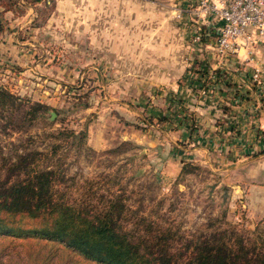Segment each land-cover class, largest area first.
Segmentation results:
<instances>
[{"label": "rangeland", "instance_id": "1", "mask_svg": "<svg viewBox=\"0 0 264 264\" xmlns=\"http://www.w3.org/2000/svg\"><path fill=\"white\" fill-rule=\"evenodd\" d=\"M194 5V0H43L36 4L15 0L12 14H4L5 28L0 32V84L24 100L20 114L32 113L34 102L49 108L21 121L26 128L20 131L0 130V147L6 153L14 146L47 153L41 164L57 171L56 187L66 198L98 209L111 195L123 196L131 210L123 225L138 235L149 227L152 233L170 229L173 252L184 251L188 239L216 228L239 234L248 246L258 247L264 241V131L258 128V143L243 149L239 158L225 151L227 146L211 151L205 161L201 155L193 157L197 154L182 142L172 144L179 134L168 122L171 112L159 116L153 110L164 107L162 99L169 91L184 85L204 88L191 76L204 63L209 65L213 53L233 57L220 55L216 48H210L212 55L200 49L209 35L193 41L198 19L190 12ZM30 7L34 14L22 20L19 40L9 42L7 25L19 23ZM169 18L170 30L163 22ZM163 36L176 46H152L153 39ZM16 52H25L28 58L21 62ZM174 65L173 85L169 87L161 76L154 79L174 70ZM217 69L228 76L225 69ZM251 82L260 83L263 95L257 103L264 108V79ZM235 93L221 98L227 103L226 115L233 116ZM173 100L180 110L183 102ZM160 117L168 121H159ZM193 122L196 127L197 121ZM67 130L83 132V139L65 137ZM230 130L238 133L236 126ZM99 139L108 142L99 146ZM56 144L61 146L51 153ZM171 155L180 160L166 171ZM184 162L191 172H181ZM177 168L179 173L172 174ZM23 243L0 236L3 260L27 264Z\"/></svg>", "mask_w": 264, "mask_h": 264}, {"label": "trees", "instance_id": "2", "mask_svg": "<svg viewBox=\"0 0 264 264\" xmlns=\"http://www.w3.org/2000/svg\"><path fill=\"white\" fill-rule=\"evenodd\" d=\"M27 1L36 4L43 0ZM0 2H4L0 4L2 32L6 22L4 14L13 10L15 0ZM195 73L204 78L201 83L197 80L200 87L230 86L229 77L220 69L209 74L203 66ZM22 102L18 95L0 84L1 131H20L26 128L21 121H30L35 117L33 112L49 108L34 102L30 105L32 113L20 114ZM174 102L177 106L178 102ZM28 114L32 115L26 119ZM158 120L167 121V118ZM188 127L196 128L193 117ZM83 136V132L67 130L65 137L82 140ZM60 146H52L51 153H56ZM47 155L37 149L17 146L6 153L0 147V236L23 240L28 249L27 264H264V241L258 247H250L241 235L233 236L218 228L188 239L182 252L172 251L170 229L152 233L149 227L150 232L134 233L122 222L131 211L123 196L111 195L98 209L64 197L56 187L57 171L41 164ZM189 166L184 162L181 172H191ZM0 264L15 263L4 261L0 255Z\"/></svg>", "mask_w": 264, "mask_h": 264}, {"label": "crops", "instance_id": "3", "mask_svg": "<svg viewBox=\"0 0 264 264\" xmlns=\"http://www.w3.org/2000/svg\"><path fill=\"white\" fill-rule=\"evenodd\" d=\"M194 2H197V0H194ZM6 14H12V12L8 11ZM33 14L34 9L30 7L27 9L24 17L21 16L22 19L18 20L19 23H17L16 25H7V27H10V29L8 30L7 28L5 29V31H8L9 33L7 35L9 42H17V40H19L18 33L24 28V26L21 25L23 24L22 20H24L25 17L29 18ZM195 21L200 23V25L202 26V36L209 35V38H203L202 42L199 44V48L206 49L205 51L209 52L212 55V51L210 50V48H215L216 30L220 23L211 15L199 17ZM163 22L166 24L165 27L170 30V18L168 21L164 20ZM204 32L206 33L204 34ZM187 33L189 34V32ZM7 38H5L4 40H7ZM20 43L23 44L21 46H25L26 48H28V46L26 45L27 43ZM150 43L154 47L159 46L162 48H171L176 46L175 42L171 41V38L165 39L164 36L162 37V40L153 39ZM14 47H17V45ZM165 54L167 56H170V52H167ZM232 55L233 57L224 58L216 56V54L213 53L212 56L208 57L207 62H209V65L207 63H204V65H206L204 66V68H206L205 70H208L209 74H211V71L217 68H223L226 70L228 76L230 75L229 79L230 83L232 84L231 87L227 88L228 90L221 88L220 84L212 85L209 89H195L197 88L195 87L194 90L191 87L188 88L184 85L180 88V90L169 91L164 95L162 100L164 101L165 105L163 104L164 107L162 109L153 108V110L160 113L159 116L164 115L166 112H168V114H170V112L173 114V116H171L173 118L167 121L170 123V125L175 126V132H178L179 135L175 137V141H171L172 144L177 146V141L182 142L183 145H186L188 147L186 150H189L191 154H197L192 155L193 157H200L201 155L202 157H204L205 161L206 159H209L208 154H211V151H216L217 149L221 150L227 146L229 147H227V149L225 148V151L229 152L230 150V154H234V157L242 155L243 149L246 150L248 149V147L250 148V145H252L253 142L258 143L256 137V131L258 130V128L264 131V108H258L257 103L258 99L259 101L262 100V97L259 98V95H263V89L262 87H259L260 83L258 84L255 82H251L253 68L257 67L264 72V41L255 43L254 45L249 46L247 49L240 48L237 54L234 53ZM15 58L19 59L21 62H24L28 58V55L25 52H20V54L16 52ZM45 59L46 57L44 56L43 60ZM172 68H174V70L168 69V71L163 73L162 75H158L157 77L154 76V79L160 80L158 77L161 76L163 81L167 80V83L170 87L177 79V71L175 65ZM195 77L196 79L199 78L202 82L204 81V78H200L197 73H194L191 76V78ZM188 81L189 80H187V82ZM233 91L237 92L234 96V110L230 112L233 116H230L226 115V113L224 112L223 106L225 108V104L227 103L221 98H229L228 94L234 95ZM245 91L248 94L246 95V97L243 94V92L245 93ZM250 96H253L252 99L254 101H251ZM155 97L157 98L158 95H156ZM248 97L249 99H247ZM175 98H178L183 102L180 110H178L176 103L173 100ZM140 103H143L142 106L145 110L147 102L144 103L143 101ZM181 116L193 117V119L197 121V129L190 130V128L188 127L189 119L186 117L184 119ZM231 125L237 127L238 133H234V130H230ZM103 142L104 143H102V139H99L97 144L101 146L108 141ZM171 156L172 157L168 158V166L165 169L166 171H168L169 165L174 167L177 164L176 161L180 160L179 156ZM179 170L180 169L177 168L176 170H172L171 172L172 174H178Z\"/></svg>", "mask_w": 264, "mask_h": 264}, {"label": "built area", "instance_id": "4", "mask_svg": "<svg viewBox=\"0 0 264 264\" xmlns=\"http://www.w3.org/2000/svg\"><path fill=\"white\" fill-rule=\"evenodd\" d=\"M23 1V0H22ZM190 10L196 18L213 16L220 24L216 30L215 48L220 55L238 53L264 41V0H197ZM193 41L202 38V27L195 21ZM253 81L264 79V72L255 67Z\"/></svg>", "mask_w": 264, "mask_h": 264}, {"label": "water", "instance_id": "5", "mask_svg": "<svg viewBox=\"0 0 264 264\" xmlns=\"http://www.w3.org/2000/svg\"><path fill=\"white\" fill-rule=\"evenodd\" d=\"M54 116H55V113H54V112H52V113H51V117L53 118Z\"/></svg>", "mask_w": 264, "mask_h": 264}]
</instances>
